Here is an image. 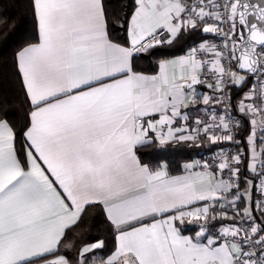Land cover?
Segmentation results:
<instances>
[{
	"label": "snow or ice",
	"instance_id": "6c2138e0",
	"mask_svg": "<svg viewBox=\"0 0 264 264\" xmlns=\"http://www.w3.org/2000/svg\"><path fill=\"white\" fill-rule=\"evenodd\" d=\"M0 68V264H264V0H0Z\"/></svg>",
	"mask_w": 264,
	"mask_h": 264
},
{
	"label": "trees",
	"instance_id": "16d2710c",
	"mask_svg": "<svg viewBox=\"0 0 264 264\" xmlns=\"http://www.w3.org/2000/svg\"><path fill=\"white\" fill-rule=\"evenodd\" d=\"M23 11V9H21ZM0 73L3 74V78L0 79V85L5 86V87H12V81H11V74L10 70L8 68H0ZM183 153H176L173 159L179 160L181 159Z\"/></svg>",
	"mask_w": 264,
	"mask_h": 264
}]
</instances>
